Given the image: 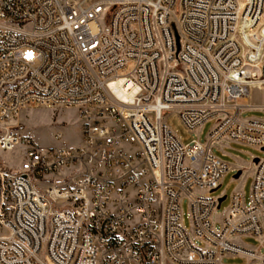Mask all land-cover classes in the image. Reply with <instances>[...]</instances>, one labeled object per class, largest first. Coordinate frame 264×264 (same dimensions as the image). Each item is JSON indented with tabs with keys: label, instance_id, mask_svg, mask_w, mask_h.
Here are the masks:
<instances>
[{
	"label": "built area",
	"instance_id": "2783aa9c",
	"mask_svg": "<svg viewBox=\"0 0 264 264\" xmlns=\"http://www.w3.org/2000/svg\"><path fill=\"white\" fill-rule=\"evenodd\" d=\"M260 50L264 0H0V151L27 147L0 166V264H264V159L239 167L250 207L236 191L217 221L226 195H209L234 169L216 145L264 150L238 104L264 80ZM35 108L78 110L81 143L35 144L15 124ZM165 113L197 137L217 124L184 146Z\"/></svg>",
	"mask_w": 264,
	"mask_h": 264
},
{
	"label": "rangeland",
	"instance_id": "374dc122",
	"mask_svg": "<svg viewBox=\"0 0 264 264\" xmlns=\"http://www.w3.org/2000/svg\"><path fill=\"white\" fill-rule=\"evenodd\" d=\"M260 33H263L262 31ZM261 37V35H260ZM130 65V70L132 69ZM238 104L248 106L251 110L243 114L245 119L264 120V85L261 87L252 86L250 88V96L247 101L240 100ZM165 120L172 131L175 133L181 143L186 146L198 140L205 142L209 133L217 124L216 120L207 121L199 130L200 134L197 137L196 133H191L184 125L178 114L165 113ZM17 127L25 135L32 136L35 144L42 147L50 148L62 145L63 143L69 146H77L81 143L82 137L80 134L79 112L74 108H35L23 111L20 117L15 121ZM58 132L63 135V140L58 139ZM224 145H216L213 149L214 155L230 166L245 165L249 166L254 158L264 159V150L246 147L236 143L224 142ZM27 147L18 146L11 151H0V166L11 171H16L26 159L25 152ZM237 170H231L224 175L221 181V187L209 194L211 197H219L226 195L227 198L221 204V208L215 214V220L219 221L222 214L231 203V195L234 192H240L244 195V203L247 207L251 206V190L253 183V175L251 171L243 173L239 179H235ZM49 182H47V185ZM182 221L185 229L188 232L192 230V219L190 212V201L183 198L181 201ZM220 229V224L216 225ZM241 243L247 247L259 248L262 243L253 237H243ZM260 253H264L261 249ZM48 264H53L51 260L47 259ZM249 260L242 257L227 258L224 264H248Z\"/></svg>",
	"mask_w": 264,
	"mask_h": 264
},
{
	"label": "bare ground",
	"instance_id": "6f19581e",
	"mask_svg": "<svg viewBox=\"0 0 264 264\" xmlns=\"http://www.w3.org/2000/svg\"><path fill=\"white\" fill-rule=\"evenodd\" d=\"M240 31H241V33L242 32H247V33H249L245 28H244V26H243V24H241V28H240ZM253 31L254 32H257V35L260 37V31H259V29L257 28V29H253ZM251 32V31H250ZM246 33V34H247ZM256 43H254L253 44V46L254 47H256ZM262 49V48H261ZM264 57V52L262 51V50H260V57ZM251 83H252V86H255V87H257V86H262V85H264V80H262V79H254V80H252L251 81Z\"/></svg>",
	"mask_w": 264,
	"mask_h": 264
},
{
	"label": "water",
	"instance_id": "95a60500",
	"mask_svg": "<svg viewBox=\"0 0 264 264\" xmlns=\"http://www.w3.org/2000/svg\"><path fill=\"white\" fill-rule=\"evenodd\" d=\"M258 160L259 159H256L255 160V162H258ZM241 171H239L238 173H237V175H236V178H239L240 176H241ZM216 190H214L213 192H215ZM224 200H226V196H224V197H222V198H220L219 199V206H218V208L220 209L221 208V204H222V202L224 201Z\"/></svg>",
	"mask_w": 264,
	"mask_h": 264
},
{
	"label": "crops",
	"instance_id": "0c3cea01",
	"mask_svg": "<svg viewBox=\"0 0 264 264\" xmlns=\"http://www.w3.org/2000/svg\"><path fill=\"white\" fill-rule=\"evenodd\" d=\"M262 86H263V85H262ZM257 87H261V86H257ZM257 87H256V88H257ZM242 165H243V164H241V165H236V166L234 165L233 168H234V170H237V171L239 172V171H240V170H239V167H241ZM238 172H237V173H238ZM242 175H243V173L241 174V176H242ZM241 176H240V177H241ZM240 177H239V178H240ZM239 178H236V176H235V179H239Z\"/></svg>",
	"mask_w": 264,
	"mask_h": 264
}]
</instances>
